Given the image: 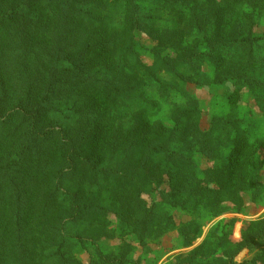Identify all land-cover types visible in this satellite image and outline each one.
<instances>
[{"label":"trees","instance_id":"trees-1","mask_svg":"<svg viewBox=\"0 0 264 264\" xmlns=\"http://www.w3.org/2000/svg\"><path fill=\"white\" fill-rule=\"evenodd\" d=\"M142 1L0 0L4 12L0 17V264H81L75 254L88 245L90 237L71 229L90 222V228L101 230L104 221L95 209L98 204L92 200L97 195L92 190L102 192L104 181L115 187L119 225L135 227L130 231L142 241L156 225L166 223L157 216L159 205L147 206L145 194L156 192L191 214L209 203L198 194L215 191L203 183L211 182L212 172L220 169H208L204 172L208 176L197 177L193 152L211 143V137L196 126L197 116L192 115V127L185 128L181 138L177 132L187 124L182 119L176 122L179 128L165 137L162 125L148 120L144 109L131 111L137 87L128 86V74L104 58L118 38L116 31L106 34L103 28L111 20L108 11L119 6L125 9L123 21L129 34L141 31L165 40L164 32L142 17ZM167 1L190 8L192 27L201 40L208 39L215 49L224 43L209 35V23L221 29L225 22L218 7L204 13V0ZM245 1L259 10V0ZM254 16L255 12L245 14V24L251 26L244 29L240 24V34L246 38L227 49L239 51L245 65L264 68V56L258 57L255 44H248ZM201 55L196 45L186 60ZM217 121L224 123L220 128L224 132L229 120ZM215 124L210 131L219 132ZM235 124L230 122L229 128ZM226 159L230 167L221 171L229 172V180L261 198L258 179L254 185L248 175L258 178L253 167L256 164V170H261L264 162L253 164V154L243 150L236 155L231 152ZM242 172L247 173L246 179ZM220 203L216 198L217 215L227 209H221ZM257 224L259 228L249 231L240 247L228 244L229 233L223 228L221 236L212 231L199 248L178 255L173 264H255L237 263L234 258L242 249L260 245L263 254L257 259H263L264 222ZM193 226L197 223H188L182 233H189ZM113 256L100 253L99 259L107 264L131 262L124 254Z\"/></svg>","mask_w":264,"mask_h":264},{"label":"rangeland","instance_id":"rangeland-1","mask_svg":"<svg viewBox=\"0 0 264 264\" xmlns=\"http://www.w3.org/2000/svg\"><path fill=\"white\" fill-rule=\"evenodd\" d=\"M205 1L204 13L218 7L225 15L221 29L210 23L208 25L209 35L215 36L212 40H224L216 49L208 39L201 40L202 36L193 29L188 6L167 0H143L140 3L142 17L156 24L164 32L165 40L154 39L141 31L129 34L123 21L125 9L119 6L108 11L112 21L108 20L103 28L106 34L116 31L118 38L113 50L104 58L116 67L120 66L122 74H128V86L137 87L134 95L137 100L132 102L131 111L144 109L148 120L157 126L162 125L161 132L165 137L179 128L176 122L182 119L187 124L183 123L177 132L181 138L184 129L192 127V115L197 116L196 126L211 137V143L203 151L193 152L197 177L208 176L204 175L208 169H220L212 172L211 182L203 183L204 187L215 188V191L206 190L198 194V198L209 203L196 214L165 201L156 192L145 194L143 199L147 206L159 205L157 216L168 223L156 225L155 231L151 230L142 241L138 234L130 231L135 227L123 229L122 224L119 225L121 215L119 211L114 212L118 197L112 194L115 187L104 181L102 192H97L98 188L92 190L97 195L92 200L98 204L95 209L104 221L101 230L90 228V222L83 224L81 229H71L72 233L82 232L84 237H90L89 242H93H88L75 254L81 264H107L99 259L100 253L114 254L115 259L124 254L131 260L128 264H173L178 255L199 248L212 231L221 236L223 228H227L228 244L240 247L249 231L255 233L259 228L257 223L264 222V165L258 171L256 164L253 167V172H258V178L254 173L248 175L252 182L258 179V189L262 188L261 198L254 197L249 189L239 188L229 180V172L221 171L230 167V161L226 159L228 155L231 152L236 155L240 150L253 154V164L259 160L264 162V68L258 64L245 65L239 51L227 49L243 42L246 35L240 34V24L244 29L250 28L251 25L245 24V14L255 12L254 31L248 34L251 37L248 44L254 43L258 57L264 56V10L261 8L264 7V0L258 1V11L253 10L252 3L248 4L245 0ZM3 15L4 12L0 11V17ZM186 30L192 34L185 35L183 32ZM196 45L202 53L201 58L186 60ZM132 48L133 52L130 51ZM189 109L194 111L188 114ZM126 115L129 119L130 114ZM217 120H229L224 132L220 129L224 123ZM214 121L213 128L220 129L219 132L210 131ZM235 121L237 124L229 128L230 122ZM125 122L129 124L127 119ZM183 150L188 152L187 147ZM139 153L140 150H137V155ZM242 159L245 162L244 154ZM242 176L246 179L247 173L242 172ZM163 177L170 180L167 173H163ZM216 198L224 206L221 209L227 208L218 215L213 209ZM200 204L201 201L196 202L195 206ZM192 221L197 223V227L193 226L194 229L184 235L182 228ZM228 221L232 222L229 224ZM216 225L219 226L217 230L214 229ZM103 228L109 232L103 233ZM190 240H193L192 243L187 245ZM262 250L260 245L244 248L234 260L237 263L254 261L255 264H264V257L257 259L263 254Z\"/></svg>","mask_w":264,"mask_h":264}]
</instances>
